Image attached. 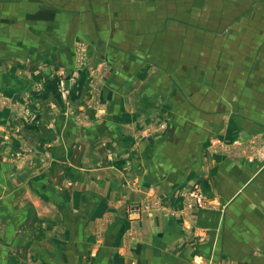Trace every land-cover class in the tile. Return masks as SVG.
<instances>
[{"label":"crops","instance_id":"crops-1","mask_svg":"<svg viewBox=\"0 0 264 264\" xmlns=\"http://www.w3.org/2000/svg\"><path fill=\"white\" fill-rule=\"evenodd\" d=\"M144 3L0 0V264H264V167L207 149L240 126L217 96L144 69L174 47ZM195 183L216 202L183 213Z\"/></svg>","mask_w":264,"mask_h":264},{"label":"rangeland","instance_id":"rangeland-1","mask_svg":"<svg viewBox=\"0 0 264 264\" xmlns=\"http://www.w3.org/2000/svg\"><path fill=\"white\" fill-rule=\"evenodd\" d=\"M142 6L145 11L158 13L157 20L149 24L151 30L143 36L144 43L159 40L174 44L171 51L137 52L153 62L144 69L152 68V73L172 70L179 77L185 72L186 90H206L208 95L217 96L223 107L237 114L240 126L233 135L212 137L207 149L242 161L254 160L258 169L263 168L264 0H149ZM167 57L176 60L174 66L163 67L165 65L158 62ZM92 69L95 70L88 67ZM59 79L57 92L69 103L75 94L71 86L64 83L69 87L64 95L59 89ZM196 186L208 205L216 202L213 195L204 192L200 183H195L187 190L183 213L195 208L188 202L189 192ZM159 204L157 199L150 197L141 205L131 206L130 211L138 212L141 207L151 213ZM166 210L172 215L176 213L173 209ZM205 234L200 235L197 229L200 239Z\"/></svg>","mask_w":264,"mask_h":264},{"label":"built area","instance_id":"built-area-1","mask_svg":"<svg viewBox=\"0 0 264 264\" xmlns=\"http://www.w3.org/2000/svg\"><path fill=\"white\" fill-rule=\"evenodd\" d=\"M52 73H56L55 71H52ZM58 85H59V89L62 91V93L65 95L66 93H68L69 91V87H67L64 84V79H62L60 77V79L58 80ZM189 199L190 201L188 202L189 205H195L194 207H200V208H204V207H209L210 205H208L203 197V195L201 194L199 188L193 187L190 192H189ZM199 233L200 235L204 236L205 234V228L203 227H199Z\"/></svg>","mask_w":264,"mask_h":264}]
</instances>
